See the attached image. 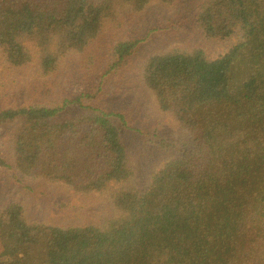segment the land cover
Masks as SVG:
<instances>
[{
    "label": "trees",
    "instance_id": "obj_1",
    "mask_svg": "<svg viewBox=\"0 0 264 264\" xmlns=\"http://www.w3.org/2000/svg\"><path fill=\"white\" fill-rule=\"evenodd\" d=\"M177 1L0 0L4 66L51 78L105 24L118 25L121 12ZM193 21L206 39L235 43L215 59L200 48L159 51L140 67L158 111L185 132L170 145L178 156L160 162L143 192L109 193L112 205L85 226L35 220L19 202L6 205L0 264H264V0H197ZM141 42L113 43L106 73H122ZM89 91L0 110L13 149L0 166L16 188L27 192L20 183L29 178L102 194L134 180L129 158L140 160L151 143L146 135L142 145L125 139V116L102 109Z\"/></svg>",
    "mask_w": 264,
    "mask_h": 264
},
{
    "label": "rangeland",
    "instance_id": "obj_2",
    "mask_svg": "<svg viewBox=\"0 0 264 264\" xmlns=\"http://www.w3.org/2000/svg\"><path fill=\"white\" fill-rule=\"evenodd\" d=\"M196 1L178 0L170 7L153 2L136 16L121 12L118 25L105 24L84 53H72L71 59L62 62L60 71L50 75L51 78H44L47 74L35 69L9 70L7 65L4 66L0 52V110L8 104L24 107L39 103L56 105L59 100L74 98L88 88L89 92L94 90L99 94L98 105L102 109L125 116L129 126L125 139L130 137L142 145L141 139L146 135V140L151 143L144 146L140 160L133 155L129 158L131 169L137 170L134 180L121 186L114 185L102 194L81 195L63 184L47 185L39 179L29 178L20 183L27 188L26 192L9 181L10 169L0 166V211L10 203L19 202L27 217L35 220H49L62 226H85L96 222L105 208L110 207L109 193L122 187L143 192L147 189L149 174L160 162L178 156L170 145L183 140L185 132L171 116L158 111L154 98L142 87L140 67L146 56L159 51L200 48L208 59H215L235 43L233 38L225 42L208 40L200 33L193 21ZM124 39L142 40L141 48L122 73H106L113 43ZM93 78L96 79L91 80ZM11 134L12 127L0 129V160L7 162L13 154ZM139 165H143V169Z\"/></svg>",
    "mask_w": 264,
    "mask_h": 264
}]
</instances>
